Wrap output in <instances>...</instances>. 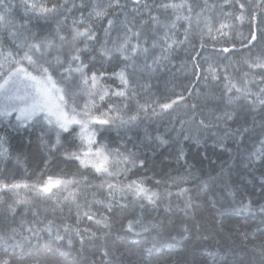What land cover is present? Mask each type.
Masks as SVG:
<instances>
[{
  "label": "snow or ice",
  "instance_id": "obj_1",
  "mask_svg": "<svg viewBox=\"0 0 264 264\" xmlns=\"http://www.w3.org/2000/svg\"><path fill=\"white\" fill-rule=\"evenodd\" d=\"M258 15L264 23V0H0V125L38 133L46 153L44 169L32 182L10 179L0 170V264H41L42 260L54 264L50 257L24 250V244H39L44 236L52 237L58 250L67 248L83 256L96 248L100 264H121L122 254L106 247L117 213L125 214L122 220L127 223L121 221V227L129 232L146 233L163 226L156 217L146 219L141 213L161 206L169 212L176 179L169 178V183L156 175L137 174V169L146 168V160L134 150L136 145L129 149L124 138L131 141L129 133L145 120L162 117L185 101L184 92L191 95V85H184L182 91L160 101L152 98L150 89L153 78L175 67L173 57L179 50L195 47L194 36L200 48H206L208 40L217 48L218 55L207 69L193 57L191 71L198 81L219 89L218 106L198 122L195 113L179 120L176 137L158 130L153 135L144 127L143 140L167 145L193 122L199 128L217 129L214 146L228 152L229 160L215 175L201 179L194 191L177 185L178 196L183 197L180 210L186 218H194V205L205 197L216 210L215 222L221 230L226 213L241 218L245 213L259 215L264 221V202H260L264 174L259 179V199L252 198L255 192L236 199V185L245 176L255 178L256 171L264 168V49L253 51L257 35L251 30ZM246 22L247 36L239 31ZM233 33L239 46L231 41ZM181 67L187 70L186 63ZM113 131L120 142L108 141L105 134ZM228 141L236 146L237 156ZM6 145V138L0 136V162L12 158ZM56 155L74 162L76 170L49 174ZM184 155L181 147L177 159ZM237 159L242 171L236 172L240 180L234 181ZM189 177L180 180L187 183ZM226 202L230 207L225 208ZM20 205L25 208L17 222ZM190 236L191 229L185 226L175 239L184 242ZM244 238L248 239L247 233ZM252 253L251 260H229L225 255L219 264H264V242L253 244ZM212 255L216 264V254Z\"/></svg>",
  "mask_w": 264,
  "mask_h": 264
},
{
  "label": "trees",
  "instance_id": "obj_2",
  "mask_svg": "<svg viewBox=\"0 0 264 264\" xmlns=\"http://www.w3.org/2000/svg\"><path fill=\"white\" fill-rule=\"evenodd\" d=\"M12 2L19 3V0H12ZM75 15L79 17L78 12ZM123 19L124 16L121 14L119 20ZM249 30L247 22L239 25V31L245 36L249 34ZM251 30L255 31L257 35V40L253 42L256 44L253 51L264 49V23L261 22L259 15ZM180 38H183L182 35ZM219 39L224 40L226 43L229 42L228 37ZM231 41L239 46V38L235 33L231 35ZM192 42L195 47L188 49V51L179 50L173 57L175 67L171 68V71L162 72L159 77L153 78L151 81L152 88L150 89L152 98L160 101H164L167 97L173 96L174 93L182 91L184 85H191L189 88L191 95L184 92L185 101H181L178 106L174 105L173 109H170L162 117L145 120L141 128L134 129L129 133L132 136L131 141H128L127 137L124 138L127 147L133 149V145H136L134 150H137L141 158L146 160V168L137 169V174L148 177L156 175L157 178L164 180L176 179L177 183L171 188L173 207L169 212H165L164 207L161 206L158 209L149 208L147 212L141 213L146 219H151L154 217L153 213L155 212V217L161 222H166L171 218L172 224L146 233L129 232L126 228L121 227V221L124 224L127 223L126 219L122 220L125 214L117 213V222L107 238L106 247L109 252L115 251L122 254L120 256L121 264H170L171 260H176L177 264H214L213 253L216 254V264H219V261L225 255L229 260L234 258L251 260L253 256L252 245L264 242V234H262L264 233V221L259 215L245 213L241 218L237 214L226 213L224 217L225 225L221 230L215 222L216 210L210 208L205 197H201L192 209V212L196 211L195 219L190 218L184 222L180 218L182 211L173 209L176 208V205L180 206L179 209L183 207V197L178 196L179 187L177 185L192 188L194 191L196 184L201 179H206L209 175H215L219 171V166L224 161L229 160L228 152L214 146L216 137L213 133L217 129L199 128L197 123L193 122L186 124L179 138L170 140L167 145L157 146L155 142L143 140L144 127L153 132V135L158 130L161 134L168 133L171 137H176L177 132L180 131L179 120H188L189 116L195 113L198 122L202 115L207 116L210 112L215 111L218 106L219 89L216 87L209 88L202 79L198 81L191 71L193 57L196 58L202 69H207L209 63H213L218 55L217 48L212 46L214 42L211 40L207 41L208 46L206 48H200V40L195 36L192 38ZM241 51L247 52V49H241ZM196 53L200 55L196 56ZM226 55L231 56L232 54L230 52ZM185 63L187 70L181 67ZM223 63H227V61L225 60ZM200 75L202 77L204 72L201 71ZM185 104L188 105L187 108L184 107ZM193 104L196 105L195 109L191 108ZM105 135L110 143L120 142V137L116 135L115 131ZM0 136L6 138V146L9 147L12 154V158L0 162V170H3L4 175L10 179H23L32 182L31 178H36V170L44 167L46 158V153L37 138L38 133L0 125ZM184 136L190 138L186 140ZM197 139L200 141L199 144L195 142ZM142 140L143 142H141ZM227 145L232 149L233 156H237L236 146L231 141H228ZM181 147L185 155L183 159L178 160L177 155ZM18 154H22L19 162L15 159ZM234 168L236 171L233 172V180H240V177L236 175V172L242 171L239 159L234 162ZM48 169V173L52 175L60 173L61 170L66 173L76 170L74 162L65 161L59 155L55 156ZM189 173L192 174L191 177H189ZM261 174H264V168L256 171L255 178L245 176L239 183L240 191L248 194L255 192L257 195L252 198L259 199ZM181 177H189L187 183H183L180 180ZM169 183H171V180H169ZM241 198H238V200ZM260 202H264V200ZM228 207H230V202L225 203V208ZM24 208V205L18 207L17 222L19 221V214L23 213ZM178 211H181V213H178ZM66 212L67 210H65ZM48 215L51 216V213H48ZM28 219H31L30 214ZM69 222H74V218ZM197 222H199L198 229ZM183 226L191 229V236L189 240L179 242L175 237L178 232L182 231ZM245 233L248 234L247 240L244 238ZM253 234H255V239H253ZM172 243L176 245L173 248L168 246ZM56 244L57 242L52 237L44 236L39 244L33 242L32 246L24 244L23 247L25 252L31 251L39 257H50L54 264H90L92 260H95L96 264H100V251H97L96 248H90L83 256H77L76 251H69L67 248L58 250ZM158 247H160V255L155 252ZM177 249L180 251H177ZM20 252L21 248L17 246L15 253L19 255ZM13 264H15V261ZM41 264H43V260Z\"/></svg>",
  "mask_w": 264,
  "mask_h": 264
},
{
  "label": "rangeland",
  "instance_id": "obj_3",
  "mask_svg": "<svg viewBox=\"0 0 264 264\" xmlns=\"http://www.w3.org/2000/svg\"><path fill=\"white\" fill-rule=\"evenodd\" d=\"M42 169H44V167H40V169H38V170H36V175L42 170ZM207 170L209 171V168L207 167ZM49 171V169L47 170V172ZM35 178H31V180L33 181ZM237 189H238V195H237V200H238V198H240V197H242L243 195H244V193H242L240 190V186H239V184L237 185ZM173 209H175V210H180L178 207H174ZM196 212V211H195ZM195 212H193L194 213V218H193V216L192 215H190L189 216V218H185V216H184V213L182 212V215L180 216V218L181 219H183L184 220V222H186L187 220H189L190 218H193V219H195L196 218V215H195ZM160 213H161V210H160ZM178 213H181V211H178ZM155 212L153 213V216L155 217ZM232 214V213H231ZM198 217V216H197ZM171 220V218L169 219V220H166V222H164V221H162V224H163V226L162 227H165V226H169L170 224H172V221H170ZM186 220V221H185ZM184 227V226H183ZM168 246L169 247H175L176 245L175 244H168ZM160 247H158L157 249H156V254L157 255H160V249H159ZM33 254H35V253H33Z\"/></svg>",
  "mask_w": 264,
  "mask_h": 264
}]
</instances>
